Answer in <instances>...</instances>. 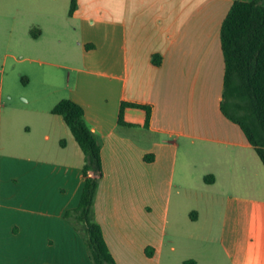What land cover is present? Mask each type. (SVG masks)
Segmentation results:
<instances>
[{"label": "crops", "instance_id": "obj_1", "mask_svg": "<svg viewBox=\"0 0 264 264\" xmlns=\"http://www.w3.org/2000/svg\"><path fill=\"white\" fill-rule=\"evenodd\" d=\"M235 1L251 0H77L72 15L0 0V264H92L65 218L84 154L52 113L63 99L101 143L95 215L116 264H264V164L221 111ZM30 67L46 84L20 99ZM123 103L151 107L148 124L130 106L119 124Z\"/></svg>", "mask_w": 264, "mask_h": 264}, {"label": "trees", "instance_id": "obj_2", "mask_svg": "<svg viewBox=\"0 0 264 264\" xmlns=\"http://www.w3.org/2000/svg\"><path fill=\"white\" fill-rule=\"evenodd\" d=\"M76 7L77 0H71L70 15ZM220 37L225 63L221 111L242 129L264 164V0L235 1L222 23ZM152 62L160 66L161 56L153 55ZM126 106L144 109L148 124L151 107L131 103L121 105L119 124H124ZM52 113L63 117L84 154L81 198L77 207L66 211L65 218L81 234L92 264H116L95 215L103 178L101 143L88 127L80 104L63 99ZM145 160L152 161L153 156H145ZM152 253L153 249H147V255ZM182 264L197 262L189 259Z\"/></svg>", "mask_w": 264, "mask_h": 264}, {"label": "rangeland", "instance_id": "obj_3", "mask_svg": "<svg viewBox=\"0 0 264 264\" xmlns=\"http://www.w3.org/2000/svg\"><path fill=\"white\" fill-rule=\"evenodd\" d=\"M70 0H59L58 4L61 8H64V11H67L68 6H69ZM70 31L73 33V26L69 27ZM80 37L77 35L74 36V38ZM30 71V72H29ZM29 71L27 70L25 72L24 78L28 79V83L26 85H23L21 81H19L18 85L20 88V99H22L23 95L30 96L31 98L36 97L37 91H39L40 87L44 86L46 82L44 79L40 78L39 76L35 75L33 70H31V67L29 68ZM67 78V77H66ZM70 84L74 85L75 84V78L74 75L71 73L70 77ZM45 83V84H44ZM66 81L64 80V85ZM63 97H70L71 92L65 90L63 93H61Z\"/></svg>", "mask_w": 264, "mask_h": 264}]
</instances>
